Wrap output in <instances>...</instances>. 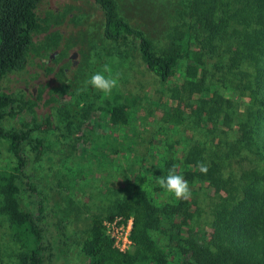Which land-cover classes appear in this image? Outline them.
Instances as JSON below:
<instances>
[{
	"label": "trees",
	"instance_id": "obj_1",
	"mask_svg": "<svg viewBox=\"0 0 264 264\" xmlns=\"http://www.w3.org/2000/svg\"><path fill=\"white\" fill-rule=\"evenodd\" d=\"M42 1L0 0V82L26 68L34 34L41 28L37 9ZM95 3L102 12L104 37L131 45L154 78L168 82L177 75L181 61L187 60L188 76L181 88L191 97L200 96L197 115L207 114L219 126L231 129L233 102L226 97V89L249 101L246 117L237 122L235 138L221 131L227 136L217 142V148L214 145L209 151L207 142L198 141L185 154L182 176L191 186L207 183L216 194L209 205L210 234L198 223L191 224L200 216L197 197L158 205L145 187V177H140L129 196L116 200L106 213L90 215L81 243L88 264H264V167L256 160L264 162V143L257 142L264 133V0H183L162 50L145 30L119 15L116 0ZM23 109L19 98L0 89V139L7 142L15 158L14 165L0 167V220L19 246L18 264H47L44 199L26 171L27 146L43 124L26 128L3 124L7 116ZM129 111L127 103L117 102L107 114L112 124L120 125L128 123ZM186 119L181 106L166 112L170 124H183ZM46 122L50 125L49 118ZM216 130L208 132L212 135ZM36 149L39 159L46 150L43 139L36 140ZM201 163L207 166L206 173L200 171ZM20 181L36 209L30 206L34 201L23 207ZM116 216L133 218V246L127 252L119 250L108 234L105 222ZM164 219L171 223L167 244L162 243L163 236L153 235L163 230ZM63 235L67 247L70 236Z\"/></svg>",
	"mask_w": 264,
	"mask_h": 264
},
{
	"label": "rangeland",
	"instance_id": "obj_2",
	"mask_svg": "<svg viewBox=\"0 0 264 264\" xmlns=\"http://www.w3.org/2000/svg\"><path fill=\"white\" fill-rule=\"evenodd\" d=\"M116 2L119 15L145 30L159 49L183 8V0ZM37 12L41 28L34 34L26 68L0 82V89L19 98L24 109L16 116H7L3 124L8 128L43 124L41 130L32 133L27 146L26 171L44 199L47 264H88L81 243L90 215L106 213L116 200L129 196L140 177H145V187L156 204L177 200L158 180L173 166L183 175L185 154L196 142H207L210 151L214 145L217 148L219 140H226L227 135L221 131L235 138L237 122L246 117L249 99L226 89V97L233 102L234 121L231 129L221 127L207 114L197 115L200 96L191 97L181 88L188 76L187 60L181 61L177 75L168 82L154 78L131 45L116 44L104 37L102 12L95 0H43ZM74 52L77 55L73 59ZM105 65L118 76V86L110 95L88 84L90 76L103 71ZM117 102L129 105L127 124L114 125L109 120L107 109ZM172 106L185 110V123L166 121V112ZM214 128L215 134L210 135L208 130ZM37 139H43L46 149L39 159ZM257 142L264 143L263 132ZM219 147L224 149L223 144ZM256 160L264 167L260 158ZM14 164L7 142L0 139V167ZM19 184L22 189L21 181ZM189 187V198L197 197L201 210L191 224L198 223L210 234L209 205L216 194L207 183L195 182ZM19 196L23 207L34 201L23 189ZM30 206L37 208L35 201ZM170 224L164 219L163 230L153 232L154 236H163V244L168 242ZM63 233L70 236L67 247ZM18 251L6 223L0 220V264H18Z\"/></svg>",
	"mask_w": 264,
	"mask_h": 264
},
{
	"label": "clouds",
	"instance_id": "obj_3",
	"mask_svg": "<svg viewBox=\"0 0 264 264\" xmlns=\"http://www.w3.org/2000/svg\"><path fill=\"white\" fill-rule=\"evenodd\" d=\"M88 84L100 92L110 95L112 90L118 86V76H114L111 69L105 65L103 71H97L90 76ZM198 167L201 172H207V166L203 163ZM158 183L167 192L173 194L176 199H188L191 194L189 182L176 172L175 166L170 168L167 176L161 177Z\"/></svg>",
	"mask_w": 264,
	"mask_h": 264
},
{
	"label": "built area",
	"instance_id": "obj_4",
	"mask_svg": "<svg viewBox=\"0 0 264 264\" xmlns=\"http://www.w3.org/2000/svg\"><path fill=\"white\" fill-rule=\"evenodd\" d=\"M105 224L108 234L113 238L114 244L119 250L127 252L132 248V217L125 218L124 216H116L113 220H106Z\"/></svg>",
	"mask_w": 264,
	"mask_h": 264
},
{
	"label": "flooded vegetation",
	"instance_id": "obj_5",
	"mask_svg": "<svg viewBox=\"0 0 264 264\" xmlns=\"http://www.w3.org/2000/svg\"><path fill=\"white\" fill-rule=\"evenodd\" d=\"M52 55H55V54H52ZM52 55H51V56H52ZM76 55H77L76 52H74V53L72 54V58H73L74 56L76 57ZM75 57H74V58H75ZM74 58H73V59H74ZM74 62H75V61H74Z\"/></svg>",
	"mask_w": 264,
	"mask_h": 264
},
{
	"label": "water",
	"instance_id": "obj_6",
	"mask_svg": "<svg viewBox=\"0 0 264 264\" xmlns=\"http://www.w3.org/2000/svg\"><path fill=\"white\" fill-rule=\"evenodd\" d=\"M53 56H54V55H52V57H53ZM74 57H75V56H74ZM74 57H73V58H74Z\"/></svg>",
	"mask_w": 264,
	"mask_h": 264
}]
</instances>
